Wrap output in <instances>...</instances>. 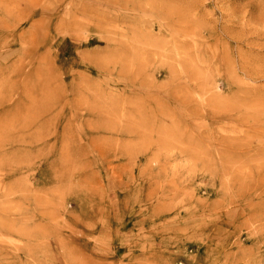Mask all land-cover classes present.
Segmentation results:
<instances>
[{"label": "rangeland", "instance_id": "rangeland-1", "mask_svg": "<svg viewBox=\"0 0 264 264\" xmlns=\"http://www.w3.org/2000/svg\"><path fill=\"white\" fill-rule=\"evenodd\" d=\"M0 264H264V0H0Z\"/></svg>", "mask_w": 264, "mask_h": 264}]
</instances>
